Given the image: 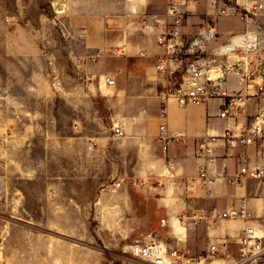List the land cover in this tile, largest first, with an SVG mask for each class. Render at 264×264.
<instances>
[{
    "label": "rangeland",
    "instance_id": "obj_1",
    "mask_svg": "<svg viewBox=\"0 0 264 264\" xmlns=\"http://www.w3.org/2000/svg\"><path fill=\"white\" fill-rule=\"evenodd\" d=\"M163 10L164 0H0V264H148L131 247L155 236L192 258L215 242L205 222L179 223L184 210L174 214L182 234L162 223L167 215L153 198H184L182 178L154 162L168 155L159 142L154 159L142 160L151 162L148 178L114 177L113 159L98 156L119 126L106 77L129 57L127 45L151 43L144 19ZM242 26L235 17L217 21L223 34ZM219 103L198 107L199 115L215 116ZM213 119L210 127L223 124Z\"/></svg>",
    "mask_w": 264,
    "mask_h": 264
},
{
    "label": "built area",
    "instance_id": "obj_2",
    "mask_svg": "<svg viewBox=\"0 0 264 264\" xmlns=\"http://www.w3.org/2000/svg\"><path fill=\"white\" fill-rule=\"evenodd\" d=\"M164 3V14L149 15L143 22L149 31L156 33L157 44L163 49L156 58V75H168L160 92V115H167L171 101L186 108L207 106L216 99L220 103L215 116L225 122L221 132L193 139L203 164L195 178L186 179L187 187L199 186L206 199L214 197L216 178L212 167L218 158L216 144L221 141L225 148L238 151L235 172L229 174L225 165L221 169L220 175L226 183L238 188L253 181L264 191V164H252L254 157L250 153V149L255 148L264 156V0H245L244 3L205 0L202 14L205 23L192 38H187L182 29L186 16L198 12L201 0H164ZM219 17H237L246 25L240 43H232L228 48L227 44H216ZM106 84L114 87L115 78L106 77ZM113 133L119 138L125 135L119 126ZM187 141L184 132L169 134L166 125L160 126L158 142L165 155L173 144ZM166 163L174 173L176 160L168 158ZM113 186L118 189L122 182L116 181ZM5 202V195L0 191V208ZM178 220L192 227L205 222L209 231L223 220L241 221L243 227L236 235L217 238L206 253L198 257H188L185 249H175L168 244L161 251L157 236L149 243L132 246L133 257L148 264H205L218 257L232 264H248L264 259V208L259 212L245 198L237 207L224 212L200 209L191 216L183 214ZM234 245L237 257L233 254Z\"/></svg>",
    "mask_w": 264,
    "mask_h": 264
},
{
    "label": "crops",
    "instance_id": "obj_3",
    "mask_svg": "<svg viewBox=\"0 0 264 264\" xmlns=\"http://www.w3.org/2000/svg\"><path fill=\"white\" fill-rule=\"evenodd\" d=\"M239 2L244 3L245 0H239ZM198 11L203 13L205 9L199 7ZM164 12L165 3L162 13L150 15H161ZM240 23L243 25L241 29L238 28L239 31L237 32L233 28L230 29L228 33L231 32V34L227 35L220 44L225 41L227 43L233 42L234 37L240 36L245 32L246 25L241 21ZM182 32L186 35L189 29L183 27ZM189 33L193 32L190 31ZM148 36L152 39L149 44L127 45L128 55H130L127 58L120 59L123 64L115 70V86L113 87L112 96L115 98L116 109L113 112V119L118 120L117 124L124 130L125 136L117 138L113 136L112 131H109V135L102 138L104 141L100 142L99 159H109V161L113 159V161H110L114 165L113 176H119V179L130 176L136 179L148 178L149 175L147 174L150 172L148 170L152 168L151 162H145V167L142 160L154 159L155 150L158 148L159 128L161 125H166L169 134L182 131L188 136V141L186 143L173 144L170 146L167 155V158L176 160L177 175L183 180V186L177 187L179 189L178 194L184 198L183 201L174 203V200L171 202V200L166 198H153V201L157 202V208H160L159 210H162L167 215L166 218L161 219V221H165V226L172 228L173 224L182 234L185 228L176 225L174 214L178 210H184V214L187 215L186 206L190 208L191 213L200 209H217L220 212H224L237 207L240 201L245 198L252 208L261 211L264 208V191L255 182L248 181L242 187L236 188L227 184L225 179L221 177L220 172L224 165L227 166L229 174L235 172L238 153L236 149L225 148L221 141L216 144L218 158L214 167H212V173L216 178L212 201H202L204 195L201 187H187L186 179L195 178L203 164V161L198 157L197 145L193 139L206 133L221 132L225 122L209 114L203 117L201 114L199 115L200 109L198 110V107L183 108L174 101L169 103L167 115L165 117L160 115L162 107L160 92L167 83L168 75L167 73L156 75L154 69L156 58L162 54L163 49L157 44L155 32L149 31ZM143 53H146V55ZM128 58H131L130 62H128ZM211 118L223 124L210 127L209 121ZM203 120L206 123L205 125ZM106 139L108 140L107 142H105ZM106 144L109 146L107 147ZM250 153L254 157L252 164H264V156L260 154L259 150L252 148ZM167 158L165 157L164 160H162L163 158H158L162 161L154 162L166 164ZM83 160V166L87 164L89 168L90 152L86 153V159ZM156 169H159V167ZM259 200L261 201L260 203H258ZM230 222L223 220L218 223L214 231H210L208 234L211 236V240H216L224 235H236L241 229H237L238 222H242L234 221L235 227H231ZM177 236L180 238L184 237V235Z\"/></svg>",
    "mask_w": 264,
    "mask_h": 264
},
{
    "label": "trees",
    "instance_id": "obj_4",
    "mask_svg": "<svg viewBox=\"0 0 264 264\" xmlns=\"http://www.w3.org/2000/svg\"><path fill=\"white\" fill-rule=\"evenodd\" d=\"M223 17H219L218 18V21H220V19H222ZM205 23V19L203 18L202 16V13L200 11H198L196 14L194 15H187L186 16V19H185V22H184V26L183 27H186L188 29H194V32L192 33V37L194 35H196L198 29ZM219 35H218V38H217V41H216V44H220L221 42L224 41L225 37L229 34H231V32L229 33H224L222 31H218ZM192 37H189V38H192Z\"/></svg>",
    "mask_w": 264,
    "mask_h": 264
},
{
    "label": "bare ground",
    "instance_id": "obj_5",
    "mask_svg": "<svg viewBox=\"0 0 264 264\" xmlns=\"http://www.w3.org/2000/svg\"><path fill=\"white\" fill-rule=\"evenodd\" d=\"M241 36H236V37H234L233 38V42H231V43H229V44H227L225 47H232L233 46V44H237V43H240L241 42ZM233 43V44H232ZM111 87V86H110ZM165 167H166V172H167V174H168V176H170V177H173V176H175L176 174H177V172H176V170H177V166H176V168H175V172L174 173H172L170 170H169V168H168V165H167V163L165 164ZM173 174V175H172ZM261 201L259 200L258 201V203H260ZM260 212V211H259ZM228 221H234V220H228ZM165 248H166V246L161 242L160 244H159V249L161 250V251H164L165 250ZM217 261V260H216ZM223 261V260H222ZM215 262V261H214ZM214 262H212V264L214 263ZM218 262V261H217Z\"/></svg>",
    "mask_w": 264,
    "mask_h": 264
}]
</instances>
